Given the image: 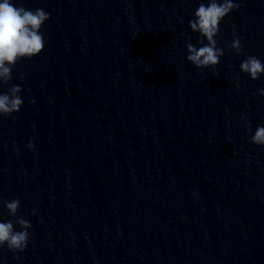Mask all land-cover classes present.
<instances>
[{"label": "clouds", "instance_id": "1", "mask_svg": "<svg viewBox=\"0 0 264 264\" xmlns=\"http://www.w3.org/2000/svg\"><path fill=\"white\" fill-rule=\"evenodd\" d=\"M238 6L234 0H208L207 4L200 3L194 12V18L189 20V27L193 33L199 34L198 43L201 46L196 47L190 42L187 43V61L201 69L215 68L219 64L220 57L224 55V50L217 46L219 26ZM49 18V13L41 8L29 10L23 6H15L11 0L0 2V86L12 80L13 68L19 60L31 59L43 51L46 41L40 29ZM205 40L207 43H204ZM228 48L234 50L236 55H240L243 51L241 37L234 36ZM239 67L252 80H257L264 74V63L254 55L244 59ZM21 91L20 85H13L6 93H0V116H11L20 111L23 105ZM258 91L264 95V88ZM247 127L251 132L250 123ZM250 141L254 145L264 146V126H257ZM28 147L30 149L34 147L31 141ZM3 203L9 215L17 216L19 199ZM15 224H19L22 230L16 231ZM30 228V222L22 217L15 221L0 222V247L6 245L10 251L23 252L27 247Z\"/></svg>", "mask_w": 264, "mask_h": 264}]
</instances>
